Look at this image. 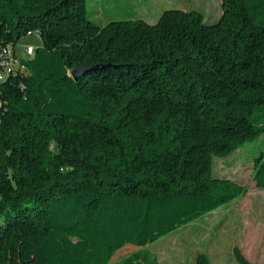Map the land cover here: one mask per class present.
<instances>
[{
    "label": "trees",
    "instance_id": "16d2710c",
    "mask_svg": "<svg viewBox=\"0 0 264 264\" xmlns=\"http://www.w3.org/2000/svg\"><path fill=\"white\" fill-rule=\"evenodd\" d=\"M221 5L214 24L167 10L97 25L86 0H0V62L41 40L0 82V264H110L245 194L212 169L264 135V0ZM83 67L100 69L74 81ZM251 163L264 190V153Z\"/></svg>",
    "mask_w": 264,
    "mask_h": 264
},
{
    "label": "rangeland",
    "instance_id": "374dc122",
    "mask_svg": "<svg viewBox=\"0 0 264 264\" xmlns=\"http://www.w3.org/2000/svg\"><path fill=\"white\" fill-rule=\"evenodd\" d=\"M86 10L88 18L97 25L128 19L152 25L167 10L199 12L206 24L216 23L222 15L221 0H86ZM28 47H41L36 33L17 42L15 52L19 60L30 59L26 54ZM256 152L264 153V135L257 142L243 144L226 160L213 159V176L246 188L243 196L143 248L125 246L114 254L110 264H121L140 251L149 252L157 264H194L198 254L207 256L211 264H235L234 247L248 261L264 264V190L256 186L251 165ZM33 244L32 240H23L18 243V251ZM11 261L27 264L19 254Z\"/></svg>",
    "mask_w": 264,
    "mask_h": 264
},
{
    "label": "built area",
    "instance_id": "2783aa9c",
    "mask_svg": "<svg viewBox=\"0 0 264 264\" xmlns=\"http://www.w3.org/2000/svg\"><path fill=\"white\" fill-rule=\"evenodd\" d=\"M15 53V59H11L10 53H7L6 56L7 58L5 60H1L0 64H1V70H0V82L3 79H6V77L12 72V71H17V70H21L22 67L20 65V60L17 58L16 56V52ZM26 54L28 57L32 58L34 55V48L32 47H28L26 50Z\"/></svg>",
    "mask_w": 264,
    "mask_h": 264
},
{
    "label": "water",
    "instance_id": "95a60500",
    "mask_svg": "<svg viewBox=\"0 0 264 264\" xmlns=\"http://www.w3.org/2000/svg\"><path fill=\"white\" fill-rule=\"evenodd\" d=\"M100 69L99 67L90 68V67H83V68H74L70 71V76L74 81L79 80L81 76L84 74L90 72L91 70H97Z\"/></svg>",
    "mask_w": 264,
    "mask_h": 264
}]
</instances>
